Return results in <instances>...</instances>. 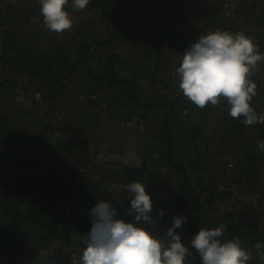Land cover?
I'll list each match as a JSON object with an SVG mask.
<instances>
[{
  "label": "trees",
  "instance_id": "obj_1",
  "mask_svg": "<svg viewBox=\"0 0 264 264\" xmlns=\"http://www.w3.org/2000/svg\"><path fill=\"white\" fill-rule=\"evenodd\" d=\"M225 1L227 14L213 0H90L80 11L68 0L73 27L55 33L39 0H0V264L79 260L98 201L131 222L122 189L135 181L157 234L187 217L177 233L189 246L200 228L223 225L248 264H264L254 247L264 243V124L232 118L223 97L198 108L176 72L186 48L217 29L244 32L264 55V0ZM251 79L250 104L264 114V61ZM119 124L133 133L130 157L112 143ZM185 264H202L190 246Z\"/></svg>",
  "mask_w": 264,
  "mask_h": 264
},
{
  "label": "clouds",
  "instance_id": "obj_2",
  "mask_svg": "<svg viewBox=\"0 0 264 264\" xmlns=\"http://www.w3.org/2000/svg\"><path fill=\"white\" fill-rule=\"evenodd\" d=\"M45 27L55 33L71 30L73 21L65 10L68 0H39ZM90 0H72L76 11L86 9ZM264 61L259 45L244 32L232 34L217 29L200 35L183 53L176 72L183 95L198 108L209 103L218 106L221 97L230 105L228 115L242 119L245 126L264 124V114H258L250 102L256 96L257 85L251 79L258 63ZM258 147L264 150V141ZM130 208L126 215L131 222L119 218L118 209L110 202L100 200L91 209V229L85 236L86 247L72 264H185L189 246L198 253L202 264H248L251 253L242 247L240 239H223L225 226L200 228L190 245L186 246L177 229L187 217L175 216L171 227L163 235L153 229V201L146 186L139 181L127 183ZM159 218L164 212L158 213ZM144 225V226H138ZM264 259V243L254 245ZM43 249L39 256H44Z\"/></svg>",
  "mask_w": 264,
  "mask_h": 264
},
{
  "label": "rangeland",
  "instance_id": "obj_3",
  "mask_svg": "<svg viewBox=\"0 0 264 264\" xmlns=\"http://www.w3.org/2000/svg\"><path fill=\"white\" fill-rule=\"evenodd\" d=\"M213 3L216 4V6H219L221 3L223 4V10L226 11V14L228 13V3L225 0H213ZM226 8V9H225ZM130 131H134V126L131 125L128 127ZM111 138L113 139L112 143H115L116 148H120L121 145L125 144L128 146V151H127V155L128 157L133 155V148L132 145L129 144L130 142V135L131 137L133 136L132 132H127L126 130H124V128L122 127V124H119L117 126V128H115L114 126L111 127ZM96 136L92 139L93 143L95 146L102 144L101 140L102 137L105 136V133H101L100 135H98L97 133H94ZM129 142V143H128ZM106 150H104L105 152ZM104 157H108L109 154H107V152L103 153ZM125 159H127V157H125Z\"/></svg>",
  "mask_w": 264,
  "mask_h": 264
}]
</instances>
